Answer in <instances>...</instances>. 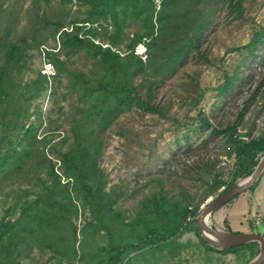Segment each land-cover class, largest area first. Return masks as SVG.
<instances>
[{
	"label": "rangeland",
	"instance_id": "rangeland-1",
	"mask_svg": "<svg viewBox=\"0 0 264 264\" xmlns=\"http://www.w3.org/2000/svg\"><path fill=\"white\" fill-rule=\"evenodd\" d=\"M239 1L232 8L226 0H200L199 6H202L207 22L197 38L196 49H189L187 59L181 63L173 61L169 54L155 58L170 68L161 71L155 68V73L163 75L152 87V101L160 105L162 115L146 111L135 103L133 91L122 96L127 98L123 102L106 98L91 110L93 113L87 112L85 105H94L97 101L93 95L79 93L68 72L58 73L52 62L53 78H45L40 71L43 55L31 49L30 56H23L19 61L22 72L16 77L5 101L7 119L14 118V122L18 121L23 127L31 126L36 137H51L50 144H54L61 137L72 138L69 128L75 123L73 116L76 113V122L85 128L84 144L90 148L101 171L100 183L104 191L101 203L105 214L95 215L78 205L77 213L69 214V218L58 215L49 220L52 227L49 236L66 245L68 259L60 257L62 248L46 246L42 240L29 236L31 246L19 256L21 264H101L94 262L91 256L98 242L107 239L109 233L122 245L124 240L136 241L142 235L143 229L137 218L146 199L162 193L170 201L191 200L189 207L197 216L209 199L223 192L225 184L213 190L210 179L187 180L181 174L186 165L216 162L215 168L222 179L229 180L234 157L226 153L222 133L211 134V126L202 124L204 119L212 126H224L236 119L239 130L249 132V136L264 131V0ZM37 4L42 18L46 16L50 20L57 13L66 16L67 10L70 11L69 20L77 8L75 3H63L62 0H38ZM3 6L6 16L15 14L14 9H18L15 26L18 33L27 31L33 24L39 25L42 33H48L42 27V19L40 23L33 22V0H6ZM7 20L3 18L2 23ZM161 21L162 40L159 45L150 46L151 52L164 45L163 28L168 18L163 16ZM107 24L111 26L110 22ZM134 24L129 23L130 28ZM124 30H129L132 36L131 29ZM256 32H260V40L255 39ZM58 33L54 39L48 36L43 45L51 47L54 43L60 48ZM147 40L143 36L132 46L140 57L145 52L143 60L147 58ZM102 42L103 46L108 44L107 40ZM121 42L118 48L122 52L127 41ZM247 42L249 44L240 50L231 49ZM59 57L68 70L81 68L89 79L98 68L96 59L88 57L82 49ZM148 72H151L150 68ZM228 80L232 86L226 89L223 82ZM132 83L131 89L135 88L143 97L147 81L142 75H134ZM199 93L200 101L196 104ZM250 96L249 109L239 115L243 100ZM77 106L83 107L85 113L78 111ZM188 145L192 150L188 151ZM48 146L47 152L56 169L60 159ZM61 181H65L63 176ZM3 197L0 194V215L4 206L11 203V198L3 202ZM208 218L210 225L221 229L264 234V170L249 189L223 204ZM103 221L109 223V233L103 229ZM184 225L189 229H182L167 239L170 247L159 250L157 245H150L128 252L120 264H244L259 252L251 256L246 250L223 253L206 249L199 243L194 222L185 219ZM39 240L41 246L37 247L35 243ZM262 262L264 264V260Z\"/></svg>",
	"mask_w": 264,
	"mask_h": 264
},
{
	"label": "trees",
	"instance_id": "trees-1",
	"mask_svg": "<svg viewBox=\"0 0 264 264\" xmlns=\"http://www.w3.org/2000/svg\"><path fill=\"white\" fill-rule=\"evenodd\" d=\"M4 1L6 0H0V194L4 196L3 202L11 198V203L4 206L0 215V264H21L19 256L24 253L25 248L29 249L31 246L29 236L42 240L46 246L56 245L57 248H62L60 257L68 259L66 245L55 242L49 236L52 230L49 220L58 215L69 218V214L77 213L78 205L83 211L95 215L105 214L101 203L104 196L100 183L101 171L89 152L90 148L84 144L85 128L76 122V113L73 116L75 123L69 128L72 138L61 137L54 144H50L51 137H36L31 126L23 127L18 121L14 122V118L7 119L5 111L8 106L5 101L10 88L16 83V77L22 72L19 61L25 54L30 56L33 53L30 50L35 49L40 56L43 55V59L55 64L58 73L68 72L74 79V87L79 93L93 95L97 101V104L85 105L87 112L93 113L91 110L106 98L123 102L127 98L122 96H127L133 91L135 103L146 111L162 115L160 105L152 101V87L163 75L161 72L155 73V68H160V71L170 68L165 62L155 61V58L169 54L173 61L184 62L189 55V49H196L197 38L201 36L207 19L202 6H199L200 0H160L159 4L154 0H62L63 3L71 2L77 5L74 16L69 20V10L65 11L64 17L57 13L53 20L46 16L42 18V14L38 13V0H33V22L40 23L42 19V27L48 33H42L37 24L30 25L27 31L18 33L15 30L18 9H14L15 14L6 16ZM107 1H110L109 4ZM226 1L232 8L240 2ZM61 12L63 14L64 11ZM163 16L168 18V23L163 28L164 45L161 49L151 52L150 46H157L162 40L163 32L159 24L162 25ZM3 18L8 20L2 23ZM98 20L101 22H97ZM170 21L173 23H169ZM109 22L111 26L107 24ZM131 22L135 24L130 28ZM67 27L69 29H65ZM124 29H131L132 36L129 35V30ZM56 33L59 34L60 48L54 43L51 47H45L43 41L48 36L54 39ZM143 36L148 38L145 60L132 49L134 42ZM254 37L260 40V32L254 33ZM102 40H107L108 44L103 46ZM121 40L127 41L122 52L118 48ZM247 44L249 42L231 49L237 51ZM80 49L84 50L88 57L96 59L94 62L98 68L92 74L93 78H87L81 68L68 70L64 60L59 57L61 54H73L75 50ZM148 68L151 72H148ZM41 75L46 78L44 74ZM134 75H142L143 80L147 81L143 97L136 93L135 88L131 89ZM236 76L240 77L239 74ZM223 84L226 89L232 86L229 80ZM200 97L201 93L195 101L196 104ZM251 97L243 100L239 115L249 109ZM76 109L82 114L85 113L81 106ZM202 124L211 126V134L222 133L224 136L226 153L234 157L229 180L222 179L220 171L215 168L216 162L186 165L181 174L183 179H210L211 187L215 190L221 184H225L226 189L236 180L250 174L264 153V131L257 136H249L247 132L245 137H239V121L236 119L226 122L224 126H212L206 119ZM48 144L50 151L56 152L60 159L56 169L55 162L46 149ZM189 150H192L190 145ZM61 176L65 181H61ZM14 187L17 189L14 190ZM190 203L191 200L170 201L162 193L146 199L137 218L143 229L142 235L137 237L136 241L124 240L123 245L112 237L108 230L109 223L103 221L102 227L109 234L103 242H98L91 259L101 264H120L123 255L146 246L157 245L159 250H163L170 247L167 239L182 229H189V226L184 225L185 219L194 222L199 243L206 249L223 253L246 250L251 256L258 252L259 243L256 241L222 249L205 242L199 234L195 222L196 213L189 207ZM127 225L130 226L129 223ZM40 240L35 243L37 247L41 246Z\"/></svg>",
	"mask_w": 264,
	"mask_h": 264
},
{
	"label": "water",
	"instance_id": "water-1",
	"mask_svg": "<svg viewBox=\"0 0 264 264\" xmlns=\"http://www.w3.org/2000/svg\"><path fill=\"white\" fill-rule=\"evenodd\" d=\"M245 135V131L237 133L239 137H245ZM263 170L264 153L259 158L250 174L236 180L216 198L209 199L208 202L200 208L198 215L195 217L196 226L202 239L216 248L222 249L251 241L258 242L259 252L244 264H260L264 260V234L259 231L243 232L221 229L210 225L207 219L216 209L233 199L237 194L249 189L259 179Z\"/></svg>",
	"mask_w": 264,
	"mask_h": 264
},
{
	"label": "built area",
	"instance_id": "built-area-1",
	"mask_svg": "<svg viewBox=\"0 0 264 264\" xmlns=\"http://www.w3.org/2000/svg\"><path fill=\"white\" fill-rule=\"evenodd\" d=\"M157 4H159V1L160 0H154ZM87 24V23H86ZM65 29H69V28H65ZM145 52H143L142 54V58L145 57ZM41 74H44L46 77H51L54 75L55 73V68H54V65L52 62L48 61V60H45L43 61V64L41 66Z\"/></svg>",
	"mask_w": 264,
	"mask_h": 264
},
{
	"label": "bare ground",
	"instance_id": "bare-ground-1",
	"mask_svg": "<svg viewBox=\"0 0 264 264\" xmlns=\"http://www.w3.org/2000/svg\"><path fill=\"white\" fill-rule=\"evenodd\" d=\"M208 223H209V218L207 219Z\"/></svg>",
	"mask_w": 264,
	"mask_h": 264
}]
</instances>
